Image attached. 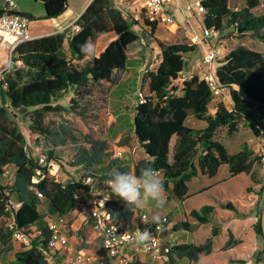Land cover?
I'll list each match as a JSON object with an SVG mask.
<instances>
[{
  "label": "trees",
  "instance_id": "16d2710c",
  "mask_svg": "<svg viewBox=\"0 0 264 264\" xmlns=\"http://www.w3.org/2000/svg\"><path fill=\"white\" fill-rule=\"evenodd\" d=\"M35 1L43 3L44 19L57 18L68 7V0ZM202 3L205 8L203 25L216 34L231 27L244 33L264 30V14L253 13L259 0H245V6L238 10L231 9L229 0H202ZM22 14L34 20L33 15ZM75 27L79 30L68 37L69 30H66L21 43L12 55L13 64L3 83L6 89L0 94L8 98V107H0V222L8 215L7 204L11 198L17 205L15 226L30 241L26 250L15 254L16 264H50L47 256L50 232L39 210L41 202L35 190L45 196L48 214L68 217L74 210V193L94 187L81 181L63 184L48 177L47 173L34 183L38 164L25 149L26 137L15 120V111L32 109L30 131L46 134V116L65 110L54 103L64 93L72 91L70 109L74 104L80 107L77 99L84 102L90 97L92 86L111 82L116 72L126 70L128 48L140 39L147 43L152 39L156 41L160 62L155 70L145 71L140 82L141 90L147 84L148 92L143 103H136L133 125L146 159L138 161L135 172L138 174L142 166L161 170L165 191L184 200L188 196L191 179L199 175L213 178L222 165L229 167L231 176L252 174L257 161H260L247 149L229 153L217 133L226 127L233 135L243 123L255 136H264V55L261 52L240 45L217 64L215 75L220 84L229 88L233 107L230 110L224 103H219L217 111L211 114L212 95L205 81L194 75L181 81L180 85H173L186 69L190 71L187 55L194 52L196 46L166 44L156 39L157 22L125 18L110 0H92L76 20ZM66 39L70 57L63 49ZM86 41L93 44L90 54L81 50ZM189 116L205 121L207 126L204 129L189 127L186 124ZM91 152L96 162L99 153L95 148ZM6 167H12L14 171L11 183L3 186L5 179L2 174ZM111 205L116 218L134 216L120 203ZM223 208L237 211L231 203L223 205ZM214 213L215 207L207 205L191 211L189 215L199 225L211 223ZM194 227L195 224L182 221L175 224L173 230L190 231ZM254 230L258 237L264 238L260 217ZM220 231L219 226H214L212 236L200 245L172 246L168 259L162 260L163 264H176L178 258L197 262L200 255L212 252L213 239ZM7 238L0 226L1 243L5 244ZM238 243L240 240L228 231L224 248L229 249ZM57 254L53 255L51 262Z\"/></svg>",
  "mask_w": 264,
  "mask_h": 264
},
{
  "label": "rangeland",
  "instance_id": "374dc122",
  "mask_svg": "<svg viewBox=\"0 0 264 264\" xmlns=\"http://www.w3.org/2000/svg\"><path fill=\"white\" fill-rule=\"evenodd\" d=\"M20 5L22 10H30L34 14L39 12H44L43 3L35 0H15ZM83 0H70L72 4L78 5ZM230 7L232 10H238L245 6V0H229ZM69 3V0H68ZM255 15L264 14V0H259V5L253 10ZM185 23V20H184ZM34 22L30 23V33L34 34ZM203 15H190V28L193 31L200 32L203 29ZM190 28L186 27L185 24H178L177 26L158 25V29L155 33V38L163 41L166 44H176V43H185L189 44V31ZM243 45L250 49L261 52L264 55V30L261 32H248L244 33L243 31H236L234 28H229L224 32L219 34H214L213 38L210 41V46L215 47L220 50V56L215 62V67L217 64L224 59L226 54L232 49ZM4 51L0 49V70H3L7 67L10 58L9 56L3 53ZM4 55H3V54ZM142 53L146 54L147 61H144L145 64L142 66L141 73H145L147 70H155L160 62V49L157 47L156 41L153 39L148 43L142 39L138 40L131 48L129 49V57L131 60L135 59L136 56H141ZM205 54V48L202 46H196V50L191 54L187 55L188 68L191 70L192 64L195 60L202 59ZM190 56V57H189ZM197 61V62H198ZM13 64V60L11 65ZM131 69L134 71H139L138 67L132 65ZM10 65V66H11ZM215 70V68H214ZM123 71L116 72L111 80V82H103L102 84H97L91 87L92 94L90 97H87L84 102L77 99V102L80 103V107L73 105V109H70V99L73 97V92L69 91L64 93L54 105H59L61 109L56 113H50L45 118V125L48 128V132L44 135H39L32 133L29 129L31 111L29 110H17L15 111V120L18 123L20 131L27 137L29 141L28 154L36 162L37 157L40 153L48 155L50 158L54 159L59 165V175L60 181L63 184L78 182L85 179L88 175L99 174L101 173L104 166H102L106 160V157L111 153V149L107 142L109 124L107 122L108 117L111 113L108 111V104L110 98V91L112 86L115 83H118L119 79L123 76ZM187 75V69L184 71V74H180V77ZM174 86L180 85V81H174ZM138 89V90H137ZM142 91L144 94H147L148 89L144 88L141 90L140 82L138 83L136 79H131L128 83H124L119 86V89L116 92L112 93L114 98H123L124 104L129 105L128 109L131 111L133 109V104L137 103V93ZM4 92V91H3ZM2 91L0 90V94ZM8 102L7 96L0 95V104ZM218 101L224 103L228 109H232L233 103L230 96V91H226L224 96L218 98ZM118 103L112 105V110L117 111V114H121L124 108L121 107ZM124 107V106H123ZM209 111L212 113L214 111L213 106H209ZM218 136L221 137V141L224 145L227 144L230 151H241L247 149L253 152L254 155L259 157L258 146L264 142V136H255L252 131L244 125L243 123L239 124V129L233 135L228 133L226 127H222L218 131ZM96 149V152L99 153V159L95 162L96 157L93 156L91 150ZM50 153L52 155H50ZM260 158V157H259ZM93 161V162H92ZM228 167L224 166L219 172L221 177ZM10 173L14 170L12 167L9 168ZM256 173L258 175H264V165L258 160L256 163ZM48 177L55 179L52 173L47 174ZM37 179V178H36ZM12 181V178H11ZM102 178H96L93 183L95 189L100 187ZM263 181H260V184L256 185L257 181H254V184H251L248 187V192H253L259 196V204L253 212L256 217L264 209V185H261ZM237 196V195H236ZM208 194L201 196L202 199H205ZM244 195L238 194V199H232L231 203L235 208L239 205ZM213 199V198H212ZM214 200V199H213ZM227 203V204H228ZM155 205L154 202H149L147 207ZM226 205V204H225ZM47 200L42 201V205L39 206L40 212L44 217L48 213L46 211ZM207 206V205H205ZM209 206V205H208ZM213 206V205H210ZM223 208V205H222ZM229 210V209H227ZM237 210V208H236ZM170 211V210H169ZM232 211V210H231ZM79 214V209L74 207V210L71 216L66 217L69 230H71L72 219L77 217ZM117 224L121 228L128 227H137L141 225L140 217L134 216H123L121 218L117 217ZM188 221V220H186ZM6 221L1 220L0 226L3 227L4 232L8 236L5 242V250H7L4 255L0 253V257L3 256V259L8 263L11 258L14 256V251H8L9 247L16 242V244L23 243L22 240L14 239L6 228ZM159 223V222H157ZM160 223H164L165 229L163 234L166 233L169 225V220L167 217H162ZM88 228H84L80 232V238H84L87 235L94 232V223L93 221H88L86 223ZM173 229V227H172ZM162 234V235H163ZM70 236V234H69ZM162 238V236H161ZM14 241V242H13ZM24 244V243H23ZM239 244V243H238ZM237 244V245H238ZM259 247L255 250L252 256H238L235 259H231V264H246L247 259L251 260L252 264H260L264 261V240L259 242ZM236 246V245H235ZM232 248V247H231ZM1 249V248H0ZM129 249L137 250V242L134 241L129 245ZM225 249V248H224ZM99 252L101 261L104 264H107L109 259L105 256V253L102 252V249ZM1 251V250H0ZM244 254L246 249L243 250ZM248 255V254H247ZM148 257L160 261V259L155 258L151 254H147ZM136 261V260H135ZM134 264H141V259L138 257L137 262ZM149 264V263H148ZM194 264V263H193ZM202 264V263H196Z\"/></svg>",
  "mask_w": 264,
  "mask_h": 264
},
{
  "label": "crops",
  "instance_id": "0c3cea01",
  "mask_svg": "<svg viewBox=\"0 0 264 264\" xmlns=\"http://www.w3.org/2000/svg\"><path fill=\"white\" fill-rule=\"evenodd\" d=\"M91 1L92 0H83L80 4L75 5L72 4V2H70L69 0L66 11L59 17L53 19H44V12L34 14L30 10H22L18 2L16 3L18 4L22 13H29L34 16V20H30L28 18L29 31L30 23L34 22L35 32L34 34H30L33 38H38L41 36H46L57 32H63L66 30H69L67 37L70 36V34L75 31L76 20L83 13V11L86 9V7L90 4ZM175 11V7H172V12L177 17L178 24L183 25L184 15H181L180 12ZM131 46L128 48L127 52V68L123 71L124 74L122 78L119 79L118 83H115L112 86L110 91L108 111L109 113H111V116L107 119V122L110 125L107 142L111 150L119 148L123 149L125 154L124 158L122 159V163L125 165L127 171L135 172V167L138 161L146 159L145 152L139 146L134 132L133 118L135 114L136 104H133V109L129 111L128 109L130 108V106L124 104L125 102L123 101V98H114L112 96V93L116 92V90L119 89L120 85L128 83L131 79H136V81L139 83L143 78V73H141V65H144V61H147L146 54L142 53L141 56H136L135 59L131 60L129 57V49L131 48ZM0 49L4 51V54L7 53L3 48L0 47ZM63 49L65 54L70 57L67 39L64 42ZM197 61L198 60H195L192 66H194ZM130 62L132 65H135V67H138L139 71L132 70V67L129 64ZM145 88L148 89L147 84L145 85ZM114 103H118L119 105H122V108H124L121 114H117V111L112 110V105ZM214 113L215 112L213 111L211 114ZM186 124L194 129H204L207 126V123L205 121L196 119L193 116L187 117ZM217 137L220 141H223L221 137L218 136V133ZM225 147L231 154L239 152H231L227 144H225ZM133 148H138L135 154L131 153V150ZM259 148L260 147L258 146V150ZM107 158L108 156L106 157V160L102 165L104 166L103 169L106 168ZM224 166L227 165H222L217 175L213 178H209L204 175H199L191 179L188 183L189 191L186 199L179 200L172 196L169 191H165L166 204L163 209L157 208L156 205L149 207L145 206L143 208H138V212L134 214V217H140V214L146 213L149 217L150 222H156L154 221V216L156 215H159L161 218L167 217V219L169 220V230L162 235V243L170 247L186 243H192L196 245L203 244L207 241L208 238L212 236V229L214 226H219L221 228L220 234L214 237L213 239V248L210 254L200 255L197 262H189L186 258H178L176 264H231L230 260L235 259L238 256H252L255 250L260 246L259 242H262L264 240V238L258 237L254 230L256 220L258 219V217H260L264 233V209L257 217L256 215L254 216L253 212L255 211L257 204H259V196L253 192H248V187H250L251 184H254V181H257L256 185H258V183L260 184V181H263L261 185H264V175H258L256 173L255 166L252 174L242 173L237 176H231L229 172V167L227 166V171H225V173L220 177L219 172ZM171 188L172 184H170V189ZM205 194H208V196L210 197L202 199L201 196ZM238 194L244 195V197L242 198L241 202H239V205L236 206L237 211H231L222 208V205H225L228 202H232V199H238ZM41 205L42 202L40 206ZM205 205H213L215 207L213 220L209 224L198 225L196 224V221H194L190 217L189 214L193 210H200ZM52 218H54L53 215L47 213L45 221L48 223ZM186 220H188L192 225L195 224V227L192 230L174 231L172 229L175 224ZM88 221L92 222V220L88 219L87 216L84 214H79L76 218L74 217L72 219V225H70L72 229L69 230L71 253H58L54 260L50 262V264H69L72 261L71 258L77 251H82L83 253L91 255L93 259L91 264H104L101 261V257L99 254V252L101 251L99 249H102V247L99 239L96 236V232L94 231L92 232V234L87 235L84 238H80V232L84 228H88V226H86V223ZM228 231L232 232L234 238L240 240V243L232 248L224 249L227 242ZM0 248V253L2 255L7 253V250L4 249L5 245L2 244L1 241ZM27 248L28 246H25V244L23 243L16 244V242H14V244L8 249V251H14L13 258H11L10 262L8 263L6 260L3 259V256H1L0 264H16L15 254L17 252L26 250ZM244 249H246V253L248 255L242 253ZM124 253L128 256L135 257L136 262L137 258L139 257L141 259V264H163L162 260L158 261L148 257L147 253L143 250L141 243H137V250L132 251L131 249H129L128 246L124 249ZM247 260L248 261L246 264H252L251 260ZM107 264H118V260H109ZM260 264H264V261Z\"/></svg>",
  "mask_w": 264,
  "mask_h": 264
},
{
  "label": "built area",
  "instance_id": "2783aa9c",
  "mask_svg": "<svg viewBox=\"0 0 264 264\" xmlns=\"http://www.w3.org/2000/svg\"><path fill=\"white\" fill-rule=\"evenodd\" d=\"M114 8L119 10L125 18H130L135 21H152L157 22L158 25H177V17L172 12V7H175L177 12L183 16V24L190 28V15H203L205 12L202 0H110ZM175 11V12H176ZM185 20V23H184ZM136 28H138L136 26ZM79 30L75 27V31ZM189 45L202 46L205 48V54L198 62L192 66L191 70L187 72L185 78L181 77L179 81L192 78L197 75L200 80L205 81L208 85L212 100L210 105L213 106L214 112L217 111L219 102L218 98L224 96L225 92L229 90L227 86L219 83L215 75V62L220 56V50L210 46V40L213 38L215 31L203 27L200 32L191 30L188 32ZM33 37L29 31V19L22 14L20 8L15 0H0V47L3 48L10 58L6 68L0 70V90L6 89L3 84L6 79V74L10 70L12 63V55L16 48L23 42L32 40ZM230 91V90H229ZM137 103H143L145 94L142 91L137 93ZM8 107V103L0 104V107ZM26 137V136H25ZM27 138V137H26ZM29 141L26 139L25 149L28 152ZM138 148L131 150L132 154L137 152ZM125 152L122 148L114 149L108 155L106 168L99 174L92 173L82 180L84 185L92 186L96 178H102L100 187L92 190H77L73 195L74 207L79 209L81 214L87 216L94 223V231L101 243V247L105 256L109 260H118V264H134L135 257L128 256L124 253V249L135 241L134 237L137 232L148 231L151 233V239L146 243H142V248L147 254L153 255L160 260H167L168 253L171 247L162 243V234L165 229L164 223L150 222L146 213L140 214L141 225L137 227L121 228L117 224V218L114 214L111 203L117 202L124 205L133 214L138 212V208L125 204L115 196L108 199L109 192L105 186V181L110 178V173L113 171H121L126 169L122 163ZM260 162L264 165V142L259 148ZM37 174L33 179L37 183L45 174L52 173L57 182H60V175L58 172V163L44 153H40L37 157ZM119 170H118V169ZM162 177L164 173L158 170ZM122 172H128L122 170ZM2 177L5 179L3 186L11 183L12 173L8 167L4 169ZM37 178V179H36ZM37 197L42 202L45 199L43 193L35 190ZM9 196V192L7 193ZM17 205L11 198L8 200L7 211L8 215L3 217L6 228L14 239L22 240L25 246L30 245V241L17 230L14 223V213ZM48 222L50 232L47 244V256L49 262L53 259V255L60 252L71 253V246L69 241V226L67 224L66 216L53 215ZM69 264H91L92 256L82 251H77L71 258Z\"/></svg>",
  "mask_w": 264,
  "mask_h": 264
},
{
  "label": "clouds",
  "instance_id": "9594fccd",
  "mask_svg": "<svg viewBox=\"0 0 264 264\" xmlns=\"http://www.w3.org/2000/svg\"><path fill=\"white\" fill-rule=\"evenodd\" d=\"M85 53L93 52V44L86 41L81 45ZM111 199L113 196L134 208H143L154 202L156 207L163 209L166 204L164 179L161 173L151 166H142L138 174L134 171H113L110 178L105 181ZM159 215L154 216V221L160 222ZM137 243H146L151 239L148 231L137 232L134 237Z\"/></svg>",
  "mask_w": 264,
  "mask_h": 264
},
{
  "label": "water",
  "instance_id": "95a60500",
  "mask_svg": "<svg viewBox=\"0 0 264 264\" xmlns=\"http://www.w3.org/2000/svg\"><path fill=\"white\" fill-rule=\"evenodd\" d=\"M239 31H242L241 29Z\"/></svg>",
  "mask_w": 264,
  "mask_h": 264
}]
</instances>
